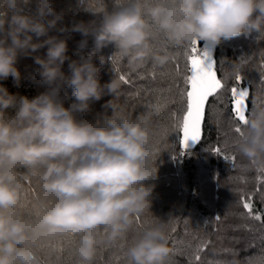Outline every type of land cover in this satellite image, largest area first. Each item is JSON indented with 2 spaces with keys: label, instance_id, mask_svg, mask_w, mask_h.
Returning <instances> with one entry per match:
<instances>
[{
  "label": "clouds",
  "instance_id": "obj_1",
  "mask_svg": "<svg viewBox=\"0 0 264 264\" xmlns=\"http://www.w3.org/2000/svg\"><path fill=\"white\" fill-rule=\"evenodd\" d=\"M81 3L0 0V264H43L42 245L69 234L79 264H92L102 242H124L127 264H164L166 220L135 229L156 187L153 113L131 115L120 79L102 82L101 71L113 55L133 69L163 68L172 49L194 41L264 36V0H116L87 19L75 11ZM25 59L44 89L33 96L5 83L20 87ZM234 147L264 163V107L248 113Z\"/></svg>",
  "mask_w": 264,
  "mask_h": 264
},
{
  "label": "trees",
  "instance_id": "obj_2",
  "mask_svg": "<svg viewBox=\"0 0 264 264\" xmlns=\"http://www.w3.org/2000/svg\"><path fill=\"white\" fill-rule=\"evenodd\" d=\"M115 3L116 0H82L75 11L79 18L87 19L88 13L113 7ZM257 36L253 33L212 46L209 56L214 55L218 78L224 80L227 75V91L220 93V106L210 98L215 110L212 115L206 111L203 139L175 158L173 155L181 150L180 137L172 130L173 116L179 108L175 89L183 87V77L189 74L187 53L191 46L172 49L171 59L163 68L148 63L133 69L113 55L101 71L102 82L111 75L120 79L118 99L131 115L153 113L158 158L157 174L149 183L156 187L152 207L136 218L135 229L155 216L166 220L171 252L164 264H264V163L249 161L235 150L234 142L240 137L235 129L240 122L232 113L230 97L233 86L247 87L251 93L248 113L264 107V36ZM75 39L80 36L77 34ZM197 46L202 53L207 51L204 42ZM75 47V41H69V54L75 52ZM112 51L108 47L103 54L111 55ZM36 67L31 59L22 60L20 87H14L11 79L5 82L6 86L12 92L29 96L43 91ZM237 72L244 78L241 84L235 80ZM67 92L70 97L71 89ZM70 102L66 101V105ZM102 103H96L95 108L100 109ZM216 147L221 148L220 155L212 151ZM27 183L26 197L30 199L36 186L32 181ZM247 201L252 204L251 213L243 206ZM257 215L260 219L255 218ZM77 242L75 235L46 242L40 249L43 264H79L75 256ZM92 264H127L125 243L98 244Z\"/></svg>",
  "mask_w": 264,
  "mask_h": 264
},
{
  "label": "snow or ice",
  "instance_id": "obj_3",
  "mask_svg": "<svg viewBox=\"0 0 264 264\" xmlns=\"http://www.w3.org/2000/svg\"><path fill=\"white\" fill-rule=\"evenodd\" d=\"M197 45L198 43L194 41L191 45L190 53H187V71L189 74L183 77V87L177 86L175 89L176 103L179 108L178 113L173 116L172 130L180 137L179 145L181 150L178 155H173V158L184 155V149L188 147L189 140L200 141L203 139L206 111H209V115H212L215 110V104L209 103L210 98L213 101H220L221 91H227V86L224 82V80L228 79L227 75L222 80L217 76L214 63L209 62L205 66V59L209 57V54L207 52L202 53ZM178 75L179 73H177ZM243 79L237 72L235 76L237 84H241ZM248 95L247 87L233 86L230 89L232 113L240 122V126L235 129L239 136L243 135L241 129L247 123V115L245 113ZM156 111H160L159 106H157ZM212 151L217 155L222 152L219 147L214 148ZM243 206L249 213L252 212L250 201L244 202ZM255 218L260 219V216L257 215ZM199 259L200 257L197 255L196 260L199 261Z\"/></svg>",
  "mask_w": 264,
  "mask_h": 264
},
{
  "label": "water",
  "instance_id": "obj_4",
  "mask_svg": "<svg viewBox=\"0 0 264 264\" xmlns=\"http://www.w3.org/2000/svg\"><path fill=\"white\" fill-rule=\"evenodd\" d=\"M209 62H212V63L215 64V58H214V55H210L207 59H205V66H207V64H208ZM217 76H218V74H217ZM248 92H249V95H248V97L246 98V113H245L246 115L248 114V110H249V99H250V96H251V93H250L249 89H248ZM196 142H197V141L189 140V141H188V147H187V148L193 146ZM185 149H186V148H185Z\"/></svg>",
  "mask_w": 264,
  "mask_h": 264
},
{
  "label": "rangeland",
  "instance_id": "obj_5",
  "mask_svg": "<svg viewBox=\"0 0 264 264\" xmlns=\"http://www.w3.org/2000/svg\"><path fill=\"white\" fill-rule=\"evenodd\" d=\"M211 48H212L211 45H207V51H205V52H207L208 54H210V52H211ZM226 82H227V81H226ZM215 102L217 103V106H220L221 103H223L222 100H220V101H215ZM217 110H218V109H217ZM222 112H224V111H222Z\"/></svg>",
  "mask_w": 264,
  "mask_h": 264
}]
</instances>
